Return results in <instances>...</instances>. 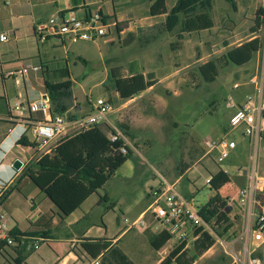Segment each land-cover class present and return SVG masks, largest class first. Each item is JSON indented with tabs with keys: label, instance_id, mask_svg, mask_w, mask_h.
I'll use <instances>...</instances> for the list:
<instances>
[{
	"label": "rangeland",
	"instance_id": "obj_1",
	"mask_svg": "<svg viewBox=\"0 0 264 264\" xmlns=\"http://www.w3.org/2000/svg\"><path fill=\"white\" fill-rule=\"evenodd\" d=\"M167 1L170 4L173 0ZM108 6L105 5V8ZM145 7L146 3L142 1L138 7L139 13L145 15ZM97 8L98 5H95L93 11ZM259 8L264 9V0H232V3L213 0L209 13L215 28L187 36L179 50L171 51L168 47L169 42L175 41L178 27L169 34L164 33L161 27L163 18H155L151 20L155 27L153 30H143L139 40L130 41L125 46L118 42L116 36L113 37V48L107 38L93 42L66 39L63 48L44 52L45 60L55 56L67 61L76 103H70L71 116L82 118L91 112L97 99H107L113 109L109 116L111 124L123 133L120 125H126L129 129L130 136H125V143L132 152L131 160L135 167L133 176L124 179L125 168H120L92 199L109 193L112 199L120 201L121 211L130 223L132 216L150 204L145 192L158 186L163 179L168 183H176L178 193L184 198L189 194L187 199H193V205L199 209L216 194L206 184V179L222 170L232 180L220 191L221 198L229 203L232 227L225 233L219 230L222 236H216L213 232L212 236L215 241L221 238L224 242H230L240 234L242 212L231 200L236 199L237 190L244 184L237 173L239 168H246L247 150L244 148L242 152H233L229 159L219 164L216 162V151L205 155L207 149L204 142H216L227 134L228 118L234 111L227 107L229 100L236 107L242 97H256V93H253L255 84H245L256 69V85L264 91V24L259 33L261 47L249 64L242 67L229 64L228 68H222V55L226 52L224 45H235L237 41L250 37L252 19ZM152 36L156 38L155 41L150 40ZM206 63H212L217 71L213 82H205L198 71V67ZM130 64L148 73V81L153 79V83L161 82L148 93L123 102L106 77L111 67L116 68L118 75H127ZM60 68H66L65 63ZM179 68L180 71L168 76ZM164 75L168 77L159 79ZM235 83L240 84L237 90L233 89ZM240 133L241 129H237L227 138L239 140ZM26 136L33 141L31 131ZM243 144L246 147L245 141ZM188 167L189 172L177 180ZM260 172L264 175V159L260 161ZM123 191L125 194L121 193ZM140 193L142 198L135 207H131ZM262 203L264 195H259L258 204ZM109 204L101 201L100 206L91 209L88 222L107 224L112 232L121 225L122 222L118 224L117 218L122 213L107 212ZM143 221L145 224L153 221L151 214L147 213ZM134 229L138 231L136 227ZM219 246L217 244L215 248ZM193 253L192 248H189V256ZM262 255L264 248L259 252L261 258ZM3 262L4 259L0 257V264ZM30 262H36L33 256Z\"/></svg>",
	"mask_w": 264,
	"mask_h": 264
},
{
	"label": "crops",
	"instance_id": "obj_2",
	"mask_svg": "<svg viewBox=\"0 0 264 264\" xmlns=\"http://www.w3.org/2000/svg\"><path fill=\"white\" fill-rule=\"evenodd\" d=\"M142 1L146 3L145 9L147 13L145 15L139 13L138 7ZM176 1L173 0L169 4L165 0L167 10H170ZM107 4L109 6L106 9L105 5ZM95 5H98V8L93 11ZM149 7L150 3L147 0H0V34H5L8 39L6 42L0 43V215L3 216L7 227L8 223H10L8 227L10 231L16 228L20 233L45 234V236L30 239L29 243L33 239H41L43 242L36 250L26 248L22 256H18L10 248L2 250L0 257L4 259V262L1 264H16V260L20 259H23L21 264H32L30 262L32 256L36 260L34 264H92L94 261L100 263L101 257L106 255L107 251L111 248L120 250L132 264H162L168 254L183 242L185 245L176 257L181 253L185 254L184 260L181 261L182 264L194 257V253L192 256H189V248H192V251H194V242L200 238V234H195L196 229L189 225L185 228L186 239L184 241L178 242L170 238L159 250H154L150 246L149 241L165 231L153 218V221L147 222L144 228H136L138 231L134 228L130 229L128 224L123 221V219L127 218L121 211L120 201L112 199L110 194L105 192L102 197L106 198L107 202L110 203L106 207L107 212L115 213V211H120L122 213L121 217L117 218L118 224L122 222L121 225H118L117 231L111 232L107 224L100 225L98 222H88L91 209L100 206L101 203V196L98 199H92L97 193L89 196L78 209L61 219L53 204L25 176L24 169L30 164L21 166L19 170L12 168L14 161L19 160L22 163H26V160L31 155L29 148L16 145L17 140L21 136L22 127L12 121V107L17 102L30 103L46 95L44 89L45 78L52 83L64 81L66 78H61V74L59 73V70L62 69L60 66H63V63H65L69 74L67 61L57 59L55 56H52V59L48 58V60H45L44 56V52L47 50L63 48L67 41L66 38H50L44 43H38L33 32L35 25L56 15L83 20L93 14L100 13L103 17H107L108 20L106 21L111 24L108 34L104 38L108 39V43L113 48V37L116 36L118 42L125 46L130 41L139 40L140 33L143 30H153L155 27L152 25V19L163 18L161 27L164 33L169 34L178 27L175 41L168 43V47L171 49V45L173 46L177 41V35L181 34L180 26H177L171 32H167L164 28L165 15L150 16ZM254 19L255 13L252 19V27L254 26ZM246 20L250 19L246 18ZM213 23L214 25L210 30L216 26L214 20ZM260 30L261 28L258 29L257 33H250V37L237 41L235 45L225 44L224 48L226 52L255 37L260 40ZM208 31L182 34L183 38L176 47V50H179L180 46L183 45L187 36L198 35ZM150 40L155 41L156 38L152 36ZM33 66L42 67V70L38 72L29 71L26 79L6 76L9 72H17L24 67ZM110 69L116 68L111 67ZM178 71H180V68L168 76ZM256 72L257 69L254 75L246 80V85H253L250 81L253 77H257ZM137 73L142 74L144 77L148 75V73L139 71L130 64L128 66V74L121 77H130ZM168 76L164 75L159 79H165ZM68 78L71 81L70 74ZM160 82V80L154 82L151 87L146 88L132 99L153 90ZM238 85V88H240V84ZM254 92L256 93V84L253 88ZM262 95H264V91H262ZM244 100L245 97L239 99L238 105L242 104ZM11 101L13 102L11 103ZM73 102L75 103V99ZM67 114H71V108L68 109ZM103 132L105 133L104 130ZM232 140L236 143V148L233 152H242L244 148H246L247 153L249 152V139L243 137L242 133L239 135V140ZM243 141H245L246 147H244ZM122 167L125 168L123 173L124 179L133 176L135 167L131 159L127 160L120 168ZM189 170L190 167L177 180L182 178ZM212 175L214 174L209 175L208 178ZM231 183L232 180L230 179L229 184ZM155 187L145 192V196L150 201V204L153 201L152 195L156 190ZM220 191L219 194L221 195ZM121 193L125 194L124 191ZM260 195L262 196L264 193ZM188 196L189 194H186L187 198ZM141 198L142 195L140 193L131 207H135ZM150 204L137 215L133 214L135 216H132L131 221L141 216L144 217ZM111 206L113 207L109 209ZM95 240H102L109 243V245L105 251L101 252L96 258H93L83 249L82 244ZM217 244L218 242L215 241V244L209 250L195 258L191 264H237L224 253L219 244V248H215ZM235 249L238 253L239 246L237 245ZM261 261L264 264V255H262ZM170 264H177V262L173 258Z\"/></svg>",
	"mask_w": 264,
	"mask_h": 264
},
{
	"label": "trees",
	"instance_id": "obj_3",
	"mask_svg": "<svg viewBox=\"0 0 264 264\" xmlns=\"http://www.w3.org/2000/svg\"><path fill=\"white\" fill-rule=\"evenodd\" d=\"M147 1L150 3V16L165 15L164 28L167 32H171L177 26H180L181 34L177 35L176 43L173 46L171 45V51L176 50V47L180 44L183 38L182 34L210 30L214 25L209 13L213 0H177L170 10L165 7V0ZM225 1L232 3V0ZM103 19L108 20L107 17H103ZM262 24H264V9L259 8L255 11L254 26L250 29V33H257ZM260 47V40L255 37L227 51L222 57L224 61L222 68H226L229 64L234 66L247 64L259 51ZM40 69L42 70V67ZM198 71L205 82H213L217 75L215 66L212 63L199 66ZM59 73L61 78H66L64 81L52 83L46 78L44 79V89L50 99L51 111L54 115L66 114L71 101H74L71 90L72 82L67 79L69 76L67 69H60ZM147 78L139 73L123 78L117 74L116 69H110L106 81L112 85L118 98L126 102L154 84L153 81H148ZM67 117L70 120L77 119L75 116L68 114ZM120 128L124 131L125 136H130L126 125H120ZM16 145L31 148L34 143L26 135H23L17 140ZM122 146L123 141L121 139L111 142L101 128L95 127L63 139L56 146L52 155L43 157L38 162L25 167L24 174L53 204L59 217L63 219L78 209L89 196L97 193L113 177L115 172L127 160L131 159V150L126 147L127 151L123 154L120 151ZM229 183L228 174L222 170L212 175L207 185L216 194L209 198L199 208L198 212L204 223L211 225V228H217L211 229L216 236H222L232 227L229 218L231 209L227 205V200L222 199L219 194V191ZM100 200L108 201L104 197ZM112 207H109V209ZM219 230H222L223 233H219ZM195 234H200V238L193 245L194 257L184 264H191L195 258L215 244L214 237L202 228L196 229ZM10 236L13 238L15 245L8 246L4 241H0V252L5 248H10L18 256H22L29 239L45 236V234L20 233L14 228L10 231ZM169 239L170 236L163 232L152 238L149 243L154 250H159ZM108 245L109 243L102 240H95L82 244V247L91 257L96 258L107 249ZM184 245L183 242L174 248L162 264H170L173 258L177 264H182L181 261L184 260L185 254L181 253L177 257L176 255L183 249ZM22 262L23 259L16 260V264ZM100 264L132 263L120 250L111 248L106 255L101 257Z\"/></svg>",
	"mask_w": 264,
	"mask_h": 264
},
{
	"label": "built area",
	"instance_id": "obj_4",
	"mask_svg": "<svg viewBox=\"0 0 264 264\" xmlns=\"http://www.w3.org/2000/svg\"><path fill=\"white\" fill-rule=\"evenodd\" d=\"M110 26L111 24L99 13L83 20L56 15L36 24L33 32L38 43H44L50 38H66L72 42H93L104 38ZM7 40L5 34H0V43ZM40 70L39 66L24 67L17 72H9L6 76L26 79L29 71ZM250 82L257 84V77H253ZM238 87V84L233 85V89ZM256 93L255 98L245 97L244 102L237 104L236 107L229 100L227 107L234 111L228 118L227 134L216 142L210 140L204 142L207 149L205 155L216 151V162L220 164L229 159L231 152L236 148L235 141L228 139L227 135L241 129L242 136L249 139L248 163L244 170L239 168L237 173L244 184L237 190L236 199L231 200L242 212L241 232L230 242H224L221 238L217 240L224 253L237 264H262L259 252L264 246V203L258 204V195L264 193V175L260 172V161L264 159V95L258 85H256ZM12 113V121L22 127L21 136L31 131L33 137L31 142L34 145L29 148L31 155L26 163L21 162V166L36 163L43 157L52 155L63 139L95 127L103 129L111 142L121 139L123 146L120 151L123 154L127 151L124 133L111 124L109 116L113 113V109L107 99H97L89 114L75 120H70L66 114H52L51 102L47 94L30 103H15ZM209 180L210 178L206 179V184ZM152 197L153 201L146 213L151 214L171 239L184 241L187 225L195 229L202 228L212 235V231L209 230L212 226L203 222L198 214L199 209L193 205V199L184 198L178 193L176 183H168L161 179ZM123 221L130 229L145 227L143 216L130 223L127 219ZM0 241H4L8 246L15 245L2 215H0ZM42 242L41 239H33L31 243H27L26 248L36 250ZM237 245L238 253L235 249ZM92 264L100 263L94 261Z\"/></svg>",
	"mask_w": 264,
	"mask_h": 264
},
{
	"label": "water",
	"instance_id": "obj_5",
	"mask_svg": "<svg viewBox=\"0 0 264 264\" xmlns=\"http://www.w3.org/2000/svg\"><path fill=\"white\" fill-rule=\"evenodd\" d=\"M12 168L14 170H19L21 168V162L19 160L14 161Z\"/></svg>",
	"mask_w": 264,
	"mask_h": 264
}]
</instances>
